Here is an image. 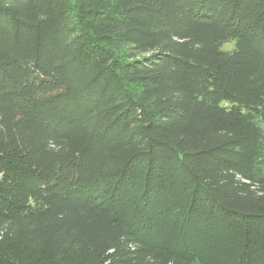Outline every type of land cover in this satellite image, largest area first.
<instances>
[{"label": "trees", "instance_id": "obj_1", "mask_svg": "<svg viewBox=\"0 0 264 264\" xmlns=\"http://www.w3.org/2000/svg\"><path fill=\"white\" fill-rule=\"evenodd\" d=\"M0 264H264V0H0Z\"/></svg>", "mask_w": 264, "mask_h": 264}, {"label": "rangeland", "instance_id": "obj_2", "mask_svg": "<svg viewBox=\"0 0 264 264\" xmlns=\"http://www.w3.org/2000/svg\"><path fill=\"white\" fill-rule=\"evenodd\" d=\"M233 47V43H226L225 45H223V49L225 50H229Z\"/></svg>", "mask_w": 264, "mask_h": 264}]
</instances>
